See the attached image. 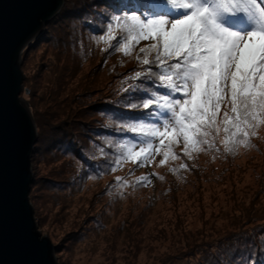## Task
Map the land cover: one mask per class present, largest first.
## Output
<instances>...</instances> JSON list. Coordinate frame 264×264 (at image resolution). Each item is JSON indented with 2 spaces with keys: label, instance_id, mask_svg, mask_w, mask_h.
Instances as JSON below:
<instances>
[{
  "label": "rangeland",
  "instance_id": "rangeland-1",
  "mask_svg": "<svg viewBox=\"0 0 264 264\" xmlns=\"http://www.w3.org/2000/svg\"><path fill=\"white\" fill-rule=\"evenodd\" d=\"M87 1L64 0L58 20L46 25L47 38L28 52L21 66V98L28 101L39 141L31 160L29 199L39 232L56 247V260L199 264L201 248L208 244L216 252L257 236L264 246V125L235 152H225L217 136L219 150L194 153L180 174L181 158L160 165L163 157L158 155L147 166L124 160L102 181L91 178L85 185L78 161L51 144L64 134L82 142L87 122L91 126L103 118L97 110L102 99L110 93L123 98L129 86L128 71L116 70L128 67L129 60L122 59L123 64L100 50L101 59H90L79 45L80 29L73 25L70 7ZM154 42L145 40L138 47ZM182 145H174L173 151L181 155ZM146 175L152 178L145 184L141 177ZM117 178L128 183L121 186Z\"/></svg>",
  "mask_w": 264,
  "mask_h": 264
},
{
  "label": "snow or ice",
  "instance_id": "snow-or-ice-1",
  "mask_svg": "<svg viewBox=\"0 0 264 264\" xmlns=\"http://www.w3.org/2000/svg\"><path fill=\"white\" fill-rule=\"evenodd\" d=\"M163 4L174 14L166 9L158 14L140 12L122 6L119 0L111 8L107 37L114 39V24L130 33L134 42L155 41L141 49L146 54L142 64L148 68L137 71L135 79L158 75L159 80L150 98L126 105L129 109L149 110L152 119L121 120V132L142 139L130 146L121 145L122 149L126 147V155L122 153L119 160L110 162L116 168L124 160L137 166L155 164L158 155L163 157L160 165L178 160L180 156L173 146L179 143L189 158L201 151H218L217 136L225 152H235L250 142L259 125H264V0H163ZM240 14L251 23L250 29H240ZM16 27L30 29L34 36L43 22L40 15H29L18 20ZM124 51H129L127 46ZM152 65L163 71L154 72ZM130 89L136 90L129 85L123 91ZM226 103L229 107L222 113ZM13 104L22 111L28 101L14 96ZM7 124V112L0 99V157ZM151 178L146 175L141 181L150 182ZM117 181L121 186L128 183L124 178ZM22 203L20 196L17 204ZM46 249L47 240L25 222L15 207L9 212L0 191V254L7 250L16 256L11 264H47ZM0 264L6 262L0 259ZM248 264L254 261L249 259Z\"/></svg>",
  "mask_w": 264,
  "mask_h": 264
},
{
  "label": "trees",
  "instance_id": "trees-1",
  "mask_svg": "<svg viewBox=\"0 0 264 264\" xmlns=\"http://www.w3.org/2000/svg\"><path fill=\"white\" fill-rule=\"evenodd\" d=\"M117 2L118 0H89L70 7L72 9L71 16L74 19L73 25L80 29V38L78 42L83 53L90 59L94 57H99V59H101L102 53V55L107 54L108 56L118 57L120 59L119 62H123L124 60L122 59L129 60L130 64L127 63L128 67H117L116 70L120 71L121 74L128 71L126 84L132 85L135 83L133 86L134 89H136H130L123 98L121 96L118 97L114 91L115 95L112 93L113 95L111 96L110 93L108 97L103 98V101L99 104L97 109L98 114L103 118H97L91 126L89 122H87L84 128L85 132L82 136V142L75 140L73 142L71 141L73 138H69L65 134L59 140L51 142L56 148L60 149V152L70 153V155L78 161L77 167L81 170L84 185L89 183L91 178H94L92 180L93 182H100L105 179L106 176L111 175L112 170L116 167H113L110 162L119 160L122 153L126 155V147L122 149L121 145L130 146L137 140L142 139L132 133L121 132L120 123L121 120L125 123L129 122V118H143L146 122L150 121L152 116L149 115V110L142 108L129 109L126 105L143 102V100L150 98L159 85L158 75L149 79H144L143 77L140 80L135 79V73L137 71L145 72L148 68L147 65L142 64V59L146 54L138 47V43L145 40L134 42L130 33H126L122 28H118L114 24L112 29V36L114 39L107 37L108 24L111 23V8ZM119 2L122 6L134 7L137 11L145 13L158 14L163 9H166L168 12L174 14V10L169 8L166 4H163V0H119ZM161 5H163V8H161ZM59 14L49 23L52 24L57 21ZM240 20L243 21L248 28H251V23L243 18L242 14H240L238 24L241 23ZM77 28L74 29L77 30ZM46 30L47 27L42 34L24 50L22 61L30 50L35 49L37 43L47 38L48 32ZM85 41L91 43L92 46H86ZM125 46L129 49L127 53L124 51ZM154 55L155 54H153L152 58H154ZM102 59L103 62L106 63L103 56ZM124 62L123 64H125ZM152 67L154 72L160 73L163 71L158 65H152ZM114 70L115 68L113 67L109 69V71ZM120 79L119 76H116L115 81L119 82ZM26 91L27 90L24 92L25 94ZM163 91L164 90L161 89V92ZM223 106L224 105H222V109ZM227 108L226 103L224 109ZM113 114L119 119L114 118ZM67 141L70 142V146L67 145ZM85 141L87 146L84 145ZM38 142L37 140L32 158L37 151ZM179 156L183 164L189 165L190 162H187V160L190 159L189 157L185 156L184 153H181ZM183 169L185 168H182L179 174ZM112 181L113 180L108 182L107 185L110 186ZM137 181L141 184L140 177ZM146 183L147 181H145V184ZM76 186L77 185L74 184V187ZM107 191H109L108 187ZM254 238L255 239L243 241L237 247L222 245L216 252L211 250L212 246L210 244H208L209 246H203L201 252H203L204 255L199 264H248L249 259H252L254 264H261V260L264 259L263 239H258L257 236H254Z\"/></svg>",
  "mask_w": 264,
  "mask_h": 264
},
{
  "label": "water",
  "instance_id": "water-1",
  "mask_svg": "<svg viewBox=\"0 0 264 264\" xmlns=\"http://www.w3.org/2000/svg\"><path fill=\"white\" fill-rule=\"evenodd\" d=\"M64 0H0V99L8 116L5 146L0 157V191L9 212L15 207L22 213L25 222L39 232L29 194L33 183L31 158L38 140L37 128L27 105L22 111L16 109L13 97L22 99L24 75L21 70L22 54L44 31L46 25L61 11ZM42 14V15H41ZM41 16L43 27L33 36L30 29L16 27L25 16ZM27 93V91H26ZM22 196V205L17 198ZM47 249L44 259L47 264H60L55 257V247L46 235ZM14 256L10 251L0 254V259L11 264Z\"/></svg>",
  "mask_w": 264,
  "mask_h": 264
}]
</instances>
